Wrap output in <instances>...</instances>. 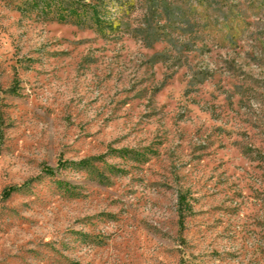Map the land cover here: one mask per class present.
I'll return each instance as SVG.
<instances>
[{"label": "rangeland", "instance_id": "rangeland-1", "mask_svg": "<svg viewBox=\"0 0 264 264\" xmlns=\"http://www.w3.org/2000/svg\"><path fill=\"white\" fill-rule=\"evenodd\" d=\"M30 1L0 0V264H264V0L114 32Z\"/></svg>", "mask_w": 264, "mask_h": 264}, {"label": "trees", "instance_id": "trees-1", "mask_svg": "<svg viewBox=\"0 0 264 264\" xmlns=\"http://www.w3.org/2000/svg\"><path fill=\"white\" fill-rule=\"evenodd\" d=\"M45 0H31L32 3H42ZM95 3L90 4L89 0H82L83 3H81V0H79V7L77 4L74 6L72 4H62V2H59L60 5H63L65 8V15L62 16H68L71 9H74L77 11L79 9V17H78V23L80 26H84L87 28H93L96 31H105L109 30L110 32L118 31L121 29L120 24H115L113 21H109L105 18H103L102 11L103 9H106V7L111 3L113 5H117L120 7H132L129 0H93ZM29 2V1H27ZM67 17L64 18V21H67ZM75 22V21H74Z\"/></svg>", "mask_w": 264, "mask_h": 264}]
</instances>
